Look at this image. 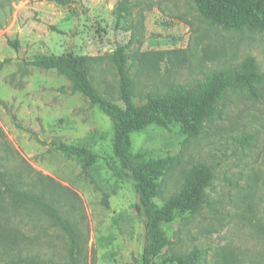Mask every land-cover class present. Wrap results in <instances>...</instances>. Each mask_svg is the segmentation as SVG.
I'll use <instances>...</instances> for the list:
<instances>
[{
	"label": "rangeland",
	"instance_id": "rangeland-1",
	"mask_svg": "<svg viewBox=\"0 0 264 264\" xmlns=\"http://www.w3.org/2000/svg\"><path fill=\"white\" fill-rule=\"evenodd\" d=\"M120 1L0 0V163L11 180L53 203L74 226L86 243V264H143L140 196L133 178L115 171L120 162L110 118L37 58L87 59L97 91L121 108L120 53L138 105L249 56L264 73V17L219 19L205 9L207 0H130L131 10L122 13ZM158 52L171 53L147 64L137 60ZM260 90L259 100L230 92L220 102L221 117L200 115L191 129L151 126L132 134L135 154L160 161L158 207L181 201L198 176H209L201 209L163 225L170 243L153 264H191L196 251L201 258L194 264H264V83ZM54 140L87 148L97 159L71 157ZM1 209L10 214L0 228L29 236L43 260L67 262L65 232L47 216Z\"/></svg>",
	"mask_w": 264,
	"mask_h": 264
},
{
	"label": "trees",
	"instance_id": "trees-1",
	"mask_svg": "<svg viewBox=\"0 0 264 264\" xmlns=\"http://www.w3.org/2000/svg\"><path fill=\"white\" fill-rule=\"evenodd\" d=\"M56 1L63 5L71 2ZM204 7L219 19L234 21L243 15L264 17V0H207ZM118 10L122 13L129 12L130 0H121ZM12 45L15 49L19 48L18 41ZM170 53H140L137 60L147 64L152 58L159 61ZM37 63L67 77L74 91L82 93L112 121L115 133L114 153L120 162V168H115V171L125 172L135 181L145 220L143 264H153L154 257L170 243L163 225L174 221L180 213L198 212L201 209L209 176H198L181 201L158 207L153 202V194L160 161L147 160L143 153L135 154L132 134L143 132L151 126L169 128L180 124L191 129L200 115L209 119L221 117L226 107L221 106L220 102L230 92L244 93L248 98L259 100L264 73L261 72L255 57L249 56L238 66L211 71L200 80L172 85L165 94L150 96L146 103L138 105L134 101L133 84L128 74L126 58L120 53L118 64L123 82L125 108L114 105L97 91L91 79V68L87 59L73 54L43 55L37 58ZM240 141L247 145L249 138ZM51 145L78 160L93 162L97 159L94 152L79 145L61 140H54ZM3 205H7L15 213L21 209H37L65 232L68 260L57 264H86V243L74 226L67 222L53 203L45 200L43 196L34 195L21 188L18 182L11 180L6 168L0 163V209ZM7 214L10 213L1 209L0 220ZM30 242L29 236L7 226L1 227L0 264H56L51 260H43L42 255L34 252ZM199 255L198 251L192 253L189 263L197 262L201 258Z\"/></svg>",
	"mask_w": 264,
	"mask_h": 264
}]
</instances>
